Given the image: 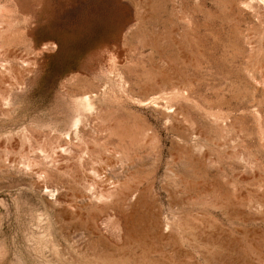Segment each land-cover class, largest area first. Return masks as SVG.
Masks as SVG:
<instances>
[{
	"label": "rangeland",
	"instance_id": "rangeland-1",
	"mask_svg": "<svg viewBox=\"0 0 264 264\" xmlns=\"http://www.w3.org/2000/svg\"><path fill=\"white\" fill-rule=\"evenodd\" d=\"M0 264H264V0H0Z\"/></svg>",
	"mask_w": 264,
	"mask_h": 264
},
{
	"label": "bare ground",
	"instance_id": "bare-ground-1",
	"mask_svg": "<svg viewBox=\"0 0 264 264\" xmlns=\"http://www.w3.org/2000/svg\"><path fill=\"white\" fill-rule=\"evenodd\" d=\"M17 3H19V2H17ZM19 15H20V14H19ZM140 17H141V16H140ZM28 31H29V30H28ZM28 31H27V32H28ZM43 46H44V45H43ZM33 47H34V46H33ZM46 47H47V45H46ZM43 49H44V48H43ZM115 54H116V53H115ZM123 56H124V55H123ZM29 60H30V59H29ZM31 62H32V61H31ZM79 79H80V78H79ZM79 79H78V80H79ZM109 178H110V177H109ZM114 229H115V228H114ZM116 233H117V232H116ZM118 233H119V232H118Z\"/></svg>",
	"mask_w": 264,
	"mask_h": 264
}]
</instances>
